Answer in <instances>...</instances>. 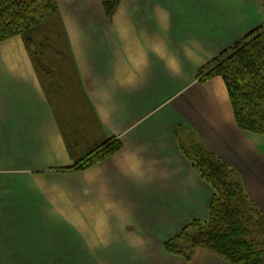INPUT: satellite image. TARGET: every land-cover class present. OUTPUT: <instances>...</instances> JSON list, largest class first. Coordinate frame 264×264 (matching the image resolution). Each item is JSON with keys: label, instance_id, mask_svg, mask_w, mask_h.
Returning <instances> with one entry per match:
<instances>
[{"label": "crops", "instance_id": "1", "mask_svg": "<svg viewBox=\"0 0 264 264\" xmlns=\"http://www.w3.org/2000/svg\"><path fill=\"white\" fill-rule=\"evenodd\" d=\"M131 1L113 29L112 56H97L99 37L86 38L91 46L82 40L76 92L49 93L23 48L9 53L15 65L0 66V191L7 193L0 196L6 206L0 207V264H44L53 259L48 244L64 235L46 237L45 216L25 206L19 209L20 200L6 187L15 186L24 174L29 178L22 170L35 174L29 179L37 186L42 179L54 186L49 180L54 174L44 173L54 168L60 153L71 161L69 144L81 154L110 136L123 148L101 165L105 174L98 172L97 184L113 179V234L138 236V243L149 244L150 229L172 236L191 220L207 218L212 189L183 156V130L201 138L240 173L248 196L264 214V136L239 129L222 77L198 81L200 69L264 26L262 2ZM15 40L22 41H10ZM3 45L7 49L10 42ZM86 57L92 59L89 67ZM76 156L75 161L84 157ZM78 174L56 176L70 181ZM73 185L75 191L83 188V198L91 197L84 183ZM123 213L129 220L125 225L116 222ZM57 253L67 256L62 249ZM201 257L207 260L205 252Z\"/></svg>", "mask_w": 264, "mask_h": 264}, {"label": "rangeland", "instance_id": "2", "mask_svg": "<svg viewBox=\"0 0 264 264\" xmlns=\"http://www.w3.org/2000/svg\"><path fill=\"white\" fill-rule=\"evenodd\" d=\"M55 2L57 3L58 13L63 24V32H65V34L67 35L66 43L68 46V50H66L67 52H65L67 61H64L63 58L57 60V58H55L53 54L48 53H46L45 57L38 56V54L34 56L32 55L34 48H32V50L28 49L23 37L16 36L5 41H9L10 47L12 48L8 46V48L6 49V45H3V43L5 42L0 43V66L15 65L14 54L10 55L9 53H12L13 51H21V48H23L25 51H27L26 54L29 55V59H31L33 67L36 68L39 77L43 79L45 89L48 90V92L51 94L59 92V94L62 95L64 91L76 92L78 90V75L75 73V69L79 66L77 63V56H80V54L85 51L82 40H87L85 44L91 46V39L86 38L99 37L98 43L95 44V49L98 53L100 52V54H98L97 56L99 58L102 57V53L105 56H112L111 53H113V29H116V22H122L121 20L124 19L125 14L128 12L127 9L128 7L130 8L132 1L55 0ZM107 3H109L110 5H107ZM78 36H81L83 39L78 38ZM18 38H21L22 41H10L12 39ZM89 56H92V54H90ZM35 61L38 64V69L34 64ZM83 61L85 65L90 66L92 59L86 57V59H84ZM57 64H59V66L67 65V68H59L56 66ZM65 82L66 84H64ZM118 142L122 144L121 141H117L116 139L113 140V137L110 136V138L103 140L102 144L92 150L81 149V154H76L75 152L79 153V151H75L74 145L69 144L68 149L71 152V161L67 163V161H65V156H61V153L58 152L60 153L58 154L60 159H55L56 161L54 168L44 173H49L51 175L54 174V176L49 177V180H54L55 182H57H54V186H49L48 182L45 179L40 180L41 182H39V186H37L36 183L34 184L32 182L33 180L29 179L34 178L32 176H34L35 174L27 170H22L23 173H29L27 174L29 178H27L24 174V176H21L22 178H18V180L15 181V186L6 187L7 190L12 188L10 194L14 195L15 197H17V199L20 200L19 209L22 206H25L29 209V211H32L33 213L39 211V216H41L40 218L45 216V218H42L41 221L45 222L43 223V225H45L44 229L47 232L46 237L54 240L55 233L60 236H62L61 233H64V235L62 236V240L56 243L52 242L48 244V246L54 249L53 259H46L43 263L207 264L208 262L209 264H213L212 261L216 259V261L230 264L205 249H197L194 251L190 250L188 252L191 253V259L189 262L184 256L172 254L166 249L167 243L172 241H174V243L178 246L180 244L186 245L183 244L185 243L184 240L176 241L177 237L182 234L184 229L188 228L192 224V222L196 220H206L209 215L205 219L191 220L189 223L185 224V227L182 228L179 233L172 236L162 235L157 232L154 233V229H150L149 234L146 235V237L149 238V244H145L142 242L138 243V236L127 237L125 235L113 234V231H115V228L113 229V185L111 186V183L113 184V179L108 182L109 184L104 183L103 185H100L97 184V178L100 176V173H98L99 171L105 174L104 171H101L102 169H104L100 168L101 165L103 166L105 162L109 161L113 158L114 155L119 153L123 148V144L119 152L114 155L112 154L105 157L95 166L85 170L77 169V163H79L80 160L75 161L72 156L73 154L74 156L77 155L76 157L84 156L82 159L86 160L89 154H91L95 150H99L98 148L101 149L100 152H108L109 150L113 149L114 144ZM197 144H204L206 147H208L201 138L194 137L193 134L187 133L183 130L181 137L182 153L184 150H188V152L191 151L193 146ZM209 150L211 149L209 148ZM211 151L213 152V150ZM185 158L191 163V161L187 157ZM94 167L97 169V172L94 171L91 173V169ZM195 172L197 173L199 178L207 185H209V187L212 189L213 197V187L201 177L198 171L195 170ZM59 173L79 174L78 176L74 177L69 176L71 178L69 181L66 177H60L59 179L56 176ZM70 182H72V185ZM73 182L84 183L88 189H91V197L83 198L81 195L86 192L82 191L83 188L81 190L78 188V191H75L77 185H73ZM66 183H69V185H67L68 189L62 186ZM41 188L45 191L47 190V193H43V190H41ZM2 192L3 191L1 190L0 196L2 197L7 194L6 191L4 192V195ZM25 199H28L29 202L26 203L24 201ZM0 207L6 210L5 200H2L0 202ZM61 214H64L66 217L63 216L62 219ZM128 221L129 220L125 218L124 213L120 218L116 220V222L122 223V225L124 223H128ZM137 222L143 224L142 220ZM15 223H18V221H16ZM42 228L43 226L40 227L39 230H41ZM121 229L123 228H116V230ZM190 232L192 231H189V233ZM163 237L166 238L163 239ZM115 239H118L120 241V244L113 241ZM123 242H126V244H123ZM22 245L23 248L29 249L28 245ZM1 246H3V244H1ZM118 247H123L121 249L122 251L117 250ZM61 249L66 251L67 256L64 255V257H61V255H58L57 251H60ZM2 251L4 250H0V252L3 254L4 252ZM201 252H205L207 254V260L201 257ZM1 257L3 258V256H0V259Z\"/></svg>", "mask_w": 264, "mask_h": 264}, {"label": "trees", "instance_id": "3", "mask_svg": "<svg viewBox=\"0 0 264 264\" xmlns=\"http://www.w3.org/2000/svg\"><path fill=\"white\" fill-rule=\"evenodd\" d=\"M62 25L55 0H0V43L22 36L27 48L35 49L32 55L45 57L48 53L67 61V35ZM34 64L38 69L36 61ZM215 77L225 81L239 129L264 136V26L198 72L201 83ZM121 147L118 142L108 152L98 148L80 160L77 169L93 167ZM183 154L213 187L214 195L209 217L192 222L177 237L176 241L184 240L186 245L168 242L167 251L188 262L190 250L205 249L230 264H264V214L248 196L240 174L204 144Z\"/></svg>", "mask_w": 264, "mask_h": 264}]
</instances>
